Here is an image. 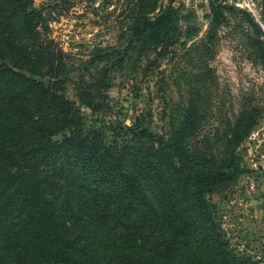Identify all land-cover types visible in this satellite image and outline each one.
Listing matches in <instances>:
<instances>
[{"label":"trees","instance_id":"trees-1","mask_svg":"<svg viewBox=\"0 0 264 264\" xmlns=\"http://www.w3.org/2000/svg\"><path fill=\"white\" fill-rule=\"evenodd\" d=\"M171 2L125 0V34L82 64L93 72L71 81L76 104L65 53L41 8L0 0V264H259L231 245L210 195L245 171L236 147L264 106L241 105L231 122L199 134L209 105L195 91L165 133L137 117L82 127L80 105L97 111L104 102L108 64L133 53L172 57L180 29ZM208 6L196 48L208 51L229 21L225 10L237 12L254 31L264 71L256 22L222 0Z\"/></svg>","mask_w":264,"mask_h":264},{"label":"rangeland","instance_id":"rangeland-1","mask_svg":"<svg viewBox=\"0 0 264 264\" xmlns=\"http://www.w3.org/2000/svg\"><path fill=\"white\" fill-rule=\"evenodd\" d=\"M222 1L253 19L248 10L234 4L235 0ZM124 2L32 0V6L41 8L46 17L49 35L65 53L70 74L66 91L76 104L71 81H76L77 74L90 79L87 74L93 72L91 66L82 64L93 57L95 47L110 48L122 39V29L125 34V23L119 22ZM166 3L159 0L161 6ZM171 4L179 8L180 29L172 57L169 53L158 58L152 53L135 57L133 53L120 64H108L110 84L103 90L102 106L91 111L80 105L84 129L108 128L117 121L131 123L137 117L152 131L165 133L169 118L180 115L195 91L196 102L209 105L199 134L231 122L241 105L264 106V71L251 42L255 36L252 27L243 18L240 21L239 13L225 10L229 21L216 29L209 50L204 51L196 45L206 37L208 0H172ZM256 6L264 20V0H257ZM236 149L245 171L231 189L210 198L221 211L222 227L231 245L264 264V114L256 118Z\"/></svg>","mask_w":264,"mask_h":264},{"label":"built area","instance_id":"built-area-1","mask_svg":"<svg viewBox=\"0 0 264 264\" xmlns=\"http://www.w3.org/2000/svg\"><path fill=\"white\" fill-rule=\"evenodd\" d=\"M257 0H235L234 4L248 10L260 30V37L264 41V20L259 16L256 6Z\"/></svg>","mask_w":264,"mask_h":264}]
</instances>
